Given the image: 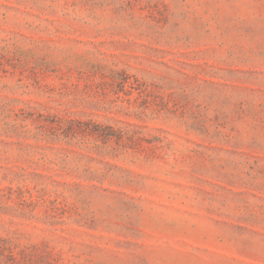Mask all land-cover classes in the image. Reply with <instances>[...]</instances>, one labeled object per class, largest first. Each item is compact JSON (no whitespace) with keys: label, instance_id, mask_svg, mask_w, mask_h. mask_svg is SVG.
Returning <instances> with one entry per match:
<instances>
[{"label":"rangeland","instance_id":"obj_1","mask_svg":"<svg viewBox=\"0 0 264 264\" xmlns=\"http://www.w3.org/2000/svg\"><path fill=\"white\" fill-rule=\"evenodd\" d=\"M0 264H264V0H0Z\"/></svg>","mask_w":264,"mask_h":264}]
</instances>
